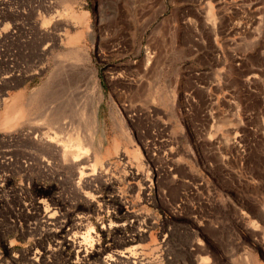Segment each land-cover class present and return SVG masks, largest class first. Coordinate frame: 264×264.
I'll return each mask as SVG.
<instances>
[{
	"label": "rangeland",
	"instance_id": "rangeland-1",
	"mask_svg": "<svg viewBox=\"0 0 264 264\" xmlns=\"http://www.w3.org/2000/svg\"><path fill=\"white\" fill-rule=\"evenodd\" d=\"M75 48L97 88L32 74ZM7 76L6 103L37 94L0 124V264H264V0H0ZM76 130L102 164L88 182L32 146ZM38 205L65 230L83 217L90 253L55 240Z\"/></svg>",
	"mask_w": 264,
	"mask_h": 264
},
{
	"label": "bare ground",
	"instance_id": "bare-ground-1",
	"mask_svg": "<svg viewBox=\"0 0 264 264\" xmlns=\"http://www.w3.org/2000/svg\"><path fill=\"white\" fill-rule=\"evenodd\" d=\"M64 16H67L68 18L65 19L63 17H59L58 20H65L66 21V20H68L70 18L69 17V14H66ZM68 25H66V24H60V22H59V24H56L55 27H56V30H58V29H63L64 27H66ZM73 26H76V22L73 23ZM42 33H44V32H42ZM78 49L79 48H75V49H72V50H70L68 52H63V53L61 52L56 57L55 62H53L50 67H48V66H42L41 68L39 67L32 74L38 75V76H44L45 74H49V75L51 74L50 77L51 76L54 77L55 74H56V76L57 75H61V76H64V77H70V74H72V75H84L89 80L90 86L93 87V88H97L96 73H95L94 69L92 68V66L88 63L87 58L84 57L82 53H79V52H82V51H80ZM67 55H68V58H67ZM70 55H72L73 57H71ZM77 55H79V56H77ZM61 57H63V58L65 57V60L64 59H61ZM71 59H74V61L76 60L78 62L81 61L80 62V65H76L77 63L75 65H74V63L70 65V63L68 62V60H71ZM18 72H20V73L14 75L13 77H16V78L17 77H20V78L22 77L23 78L22 80H25L24 77H28V76L32 75V74H28L25 71H23V72L22 71H18ZM9 76H10V74H9ZM9 76H7V77H9ZM7 77H4L2 80H0V85L2 87L3 86L6 87V85H9V86L13 85V83H14L13 78H10L9 77L10 79H8ZM45 83L47 84L48 81H45V82H43L41 84L44 85ZM36 91L37 90L30 91L28 97H26V95L24 93H19L17 96H14V97L10 98V100H8L9 101L8 103H6V99H1L0 98L1 99V102L4 103L5 106H7V108L5 109V112L0 117V124L2 123L3 128H9L20 117L19 116L18 118L14 119V120H12V119L11 120L10 119L7 120V117H6L7 110H9V109H11V108H13L15 106L20 107V105H21L20 104L21 99L23 101V100H25V98H28V101H29L31 99V97L33 95H35L34 93ZM36 94H37V92H36ZM17 100L19 102V105H16ZM28 101H27L26 105H24L23 107H27L28 106L27 105L28 104ZM47 116H49V115H47ZM43 120L42 121L46 125H48V126H53L54 125L53 127H55V125L58 123L57 122V119H55V118H51L50 119V118L44 116ZM56 129H58V131L63 132L62 131L63 128L62 129H61V127L59 128L58 125L56 126ZM77 130H76V132H77ZM37 132H39V131H37ZM76 132H74V133H76ZM72 133L70 134L69 132L68 133L66 132V135L67 134H70V135H67V137L64 140H62V141H60L59 137H57V134L55 132H52L51 133L52 134L51 136L50 135H46V133H41L40 135H38V136L35 137L36 142H33L32 143L33 144L32 146H35V148L38 149L40 152H46V153H49L50 155H52L56 159V161L58 162L57 165H59L61 169H64V170L70 172L71 177H73V179H74V177H76V178L78 177V180L81 181L82 180V177H83V178H85V179H83L85 181H87V179H92L93 180L92 177L95 176V175H98L97 172L102 167V164H101L99 155L97 153L98 151H96V149L94 150L95 153H94V155L92 157L93 160H90V159L87 158V155H89L88 153H89L90 149H93V146H92L93 144H92V140H91L93 138H88V139H90V140H88L87 138L84 139L82 136H79V133L78 132H77L78 134H72ZM67 160H70V161L72 160L71 162L73 164H68V165L67 164H64V161H67ZM90 161H93V164L89 165L91 167L90 168V171L92 173L91 174H86L85 171L88 170L87 167H86V165H88V163H90ZM103 164L106 165V163H103ZM96 170H98V171H96ZM140 177L141 176H139L138 173H131L130 174V178L132 180H139ZM39 205L37 207H32V209L36 213H39V214L41 213V215H42L41 218L45 221L44 222V225H45V223H48V225H52V226L55 225L56 226L55 229H51L50 230V233L53 234L52 236L55 238V240L56 239H60V244H65L66 246H70L73 250H75L77 252V254L86 255L87 253H90V252H88V248L89 247H87L86 244H84L82 242H79L81 239L78 242H76L78 240L77 239V234L80 233L81 230L84 228V225L82 224L83 217H82V219L79 218L78 223L71 225L70 226V229L65 230V228L67 226L66 224H69V223H67V221H64L65 222L64 224L62 222L61 223L59 222L60 224L57 223V221L55 219L56 217L54 216L55 215V212H53V208H50V207H46L45 206V208L42 209ZM58 216H60V215H58ZM62 217H63V214H62ZM69 218L70 217H68V219ZM77 219H78V217H77ZM71 223H73V222H71ZM79 236H81V235H79ZM136 239H137L136 237H128V238H125L123 240V245H126V246L127 245H132V244H134V242H135ZM60 244L58 242V244H56V246L57 245H60ZM92 246H91V248H93ZM60 248H57V249L55 248V249L57 251H59L58 249H60ZM97 248L99 249V247H97ZM98 249H96V250H98ZM132 249H135V248L132 247ZM46 254L48 255V258H50L49 256L52 255V252H50L49 250H47V251L45 250L44 252H35V253H33V260L35 262H41L42 264H45V260H48L45 257Z\"/></svg>",
	"mask_w": 264,
	"mask_h": 264
}]
</instances>
